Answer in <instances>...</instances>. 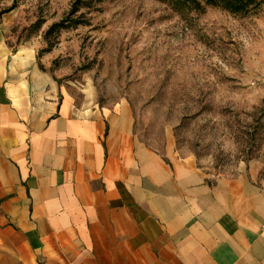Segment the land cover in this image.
Listing matches in <instances>:
<instances>
[{
	"label": "crops",
	"instance_id": "1",
	"mask_svg": "<svg viewBox=\"0 0 264 264\" xmlns=\"http://www.w3.org/2000/svg\"><path fill=\"white\" fill-rule=\"evenodd\" d=\"M0 36V264H264V187L164 155Z\"/></svg>",
	"mask_w": 264,
	"mask_h": 264
},
{
	"label": "rangeland",
	"instance_id": "2",
	"mask_svg": "<svg viewBox=\"0 0 264 264\" xmlns=\"http://www.w3.org/2000/svg\"><path fill=\"white\" fill-rule=\"evenodd\" d=\"M73 1L0 0V36L76 102L126 104L147 147L193 156L212 173L250 170L264 187V3L234 15L100 0L71 15ZM61 19L83 22L45 36Z\"/></svg>",
	"mask_w": 264,
	"mask_h": 264
},
{
	"label": "trees",
	"instance_id": "3",
	"mask_svg": "<svg viewBox=\"0 0 264 264\" xmlns=\"http://www.w3.org/2000/svg\"><path fill=\"white\" fill-rule=\"evenodd\" d=\"M93 1L100 0H74L70 14H75L81 7L89 6ZM168 2L174 9L179 11L185 9L187 11L202 12L206 7H219L234 15H246L257 10L264 3V0H168ZM66 21L69 23H66ZM82 22L80 19H61L47 28L45 36L70 26H76ZM36 25L38 26L39 22Z\"/></svg>",
	"mask_w": 264,
	"mask_h": 264
},
{
	"label": "bare ground",
	"instance_id": "4",
	"mask_svg": "<svg viewBox=\"0 0 264 264\" xmlns=\"http://www.w3.org/2000/svg\"><path fill=\"white\" fill-rule=\"evenodd\" d=\"M22 53V51H20L19 53H18V55H20Z\"/></svg>",
	"mask_w": 264,
	"mask_h": 264
}]
</instances>
